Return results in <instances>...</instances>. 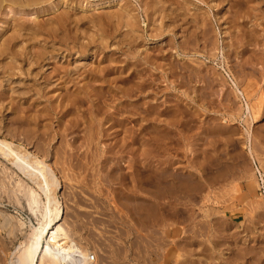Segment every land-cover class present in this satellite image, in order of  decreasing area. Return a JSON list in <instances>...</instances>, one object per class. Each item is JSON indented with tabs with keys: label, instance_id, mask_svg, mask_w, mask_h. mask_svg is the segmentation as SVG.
<instances>
[{
	"label": "rangeland",
	"instance_id": "1",
	"mask_svg": "<svg viewBox=\"0 0 264 264\" xmlns=\"http://www.w3.org/2000/svg\"><path fill=\"white\" fill-rule=\"evenodd\" d=\"M36 1L0 7V138L59 179L38 264H264V0ZM9 161L0 264L44 212Z\"/></svg>",
	"mask_w": 264,
	"mask_h": 264
},
{
	"label": "bare ground",
	"instance_id": "2",
	"mask_svg": "<svg viewBox=\"0 0 264 264\" xmlns=\"http://www.w3.org/2000/svg\"><path fill=\"white\" fill-rule=\"evenodd\" d=\"M35 1L36 0H0V7H3V4L5 2L10 3L11 5L25 4L24 6H26L37 2ZM113 1L115 0H102L100 3L98 4L96 3V5L98 6L107 5L113 3ZM233 84L235 90L234 93L240 95L243 98L242 91L238 89L239 87H237L235 83ZM244 105L246 106L245 108L249 110V105L247 101L244 102ZM116 122L118 123L122 121L116 120ZM144 127L146 128L147 126ZM249 154L251 155V149H249ZM0 156L6 160L9 159L10 160L9 165L18 172V174L21 176L23 180H25L28 184L31 185V187L34 189L35 192L41 194L44 197V210H43L44 212L42 213L43 215L40 223L38 222L39 223L38 226H34V227L31 225L32 228L30 233H28L25 236L24 241L22 240V242H20L19 245L14 248L10 260V264H38V261H40L39 253L45 240L47 239L49 231L53 229L55 224L58 223L57 221L62 219L63 217V216L61 217V215L63 214L61 208L62 206L59 203L56 196V190L60 184L58 176L51 167L52 164H49L43 156L39 155L36 152H32V150L30 151L21 143H15L12 140H6L5 138H0ZM176 181L179 182L178 187H180L182 190L183 183H181L180 178L179 180L175 178V183ZM31 197L33 199V196ZM2 216L3 215H1V217ZM10 221H11V217L5 214L4 222L10 223ZM90 255H91V259L89 258V260L93 261L94 255L93 254ZM41 263H43V260H41Z\"/></svg>",
	"mask_w": 264,
	"mask_h": 264
},
{
	"label": "built area",
	"instance_id": "3",
	"mask_svg": "<svg viewBox=\"0 0 264 264\" xmlns=\"http://www.w3.org/2000/svg\"><path fill=\"white\" fill-rule=\"evenodd\" d=\"M89 258L91 259V255L89 256Z\"/></svg>",
	"mask_w": 264,
	"mask_h": 264
}]
</instances>
